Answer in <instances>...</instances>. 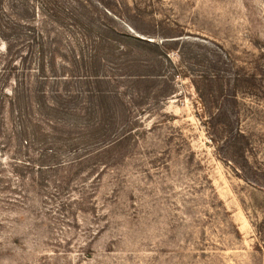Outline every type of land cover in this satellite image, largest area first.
Wrapping results in <instances>:
<instances>
[{"label":"rangeland","instance_id":"374dc122","mask_svg":"<svg viewBox=\"0 0 264 264\" xmlns=\"http://www.w3.org/2000/svg\"><path fill=\"white\" fill-rule=\"evenodd\" d=\"M99 1L0 80V264H264V0Z\"/></svg>","mask_w":264,"mask_h":264},{"label":"trees","instance_id":"16d2710c","mask_svg":"<svg viewBox=\"0 0 264 264\" xmlns=\"http://www.w3.org/2000/svg\"><path fill=\"white\" fill-rule=\"evenodd\" d=\"M97 1L100 3L99 0ZM81 4H83V2H81ZM37 5L39 6V12L37 11ZM72 5L73 0H0V43L4 42L6 47L5 51L0 47V80L4 77H6V79L13 77L14 79V89L10 92L4 91L2 94V97L6 98L12 105L15 103L14 100H17L18 103L21 104L20 101L24 99L23 96L25 91H27L28 87L32 86V82L24 78L29 75L32 77L35 74H29L33 69L32 66L23 65L20 68L17 67L15 71L16 64L12 67L11 63H15L19 57L23 56L21 54L23 47H35L37 45L43 49L45 44L51 43L48 38L54 33L57 26L59 29L62 28L60 24L61 20L70 18L77 22L85 15V13H83L75 17V12L71 11ZM82 7L85 8V5L83 4ZM39 15H42V20H38ZM86 17L87 16H85V18ZM84 19H81V21ZM40 39L44 40L40 41ZM138 40L144 44H151L154 42L142 38ZM154 44L160 48L166 45L164 41H162V43L155 42ZM2 61L3 63L5 62L4 65L1 63ZM162 71V67L159 66L154 71L156 73L142 74V76L147 75L149 78L154 76L163 77ZM102 72L101 69L96 68L89 72V75L84 76L86 78L94 77L101 83L102 79L105 81L108 78V75ZM119 75L135 76L131 73ZM53 76L57 75L53 74ZM39 78L42 82H45L43 80L52 78V76L41 74ZM4 86L5 84H3L2 89L6 88ZM98 92H103L104 97H108L107 94L111 93L110 91L101 89L98 90ZM54 104L53 102L52 106ZM112 142L113 140H110V143Z\"/></svg>","mask_w":264,"mask_h":264}]
</instances>
